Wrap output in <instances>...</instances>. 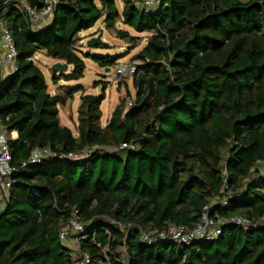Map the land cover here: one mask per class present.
<instances>
[{
  "label": "trees",
  "instance_id": "trees-1",
  "mask_svg": "<svg viewBox=\"0 0 264 264\" xmlns=\"http://www.w3.org/2000/svg\"><path fill=\"white\" fill-rule=\"evenodd\" d=\"M25 1L39 11L45 0ZM120 1L121 11L116 0H59L37 29L21 3L0 0L18 53L0 86V105L14 103L0 121L17 132L8 142L17 170L0 210V264H73L59 238L73 212L88 264H264V0H162L150 12ZM102 17L116 37L134 40L115 29L120 19L151 35L136 55L134 98L127 90L102 125L104 89L82 95L73 133L58 106L83 87L51 95L32 57L43 51L72 66L53 72V82L81 79L84 58L110 69L120 56L77 49L79 33ZM123 142L134 148L21 167L36 147L73 153ZM206 206L212 217L241 215L256 226L228 224L216 239L187 246L146 245L137 227L125 228L192 227Z\"/></svg>",
  "mask_w": 264,
  "mask_h": 264
},
{
  "label": "built area",
  "instance_id": "built-area-1",
  "mask_svg": "<svg viewBox=\"0 0 264 264\" xmlns=\"http://www.w3.org/2000/svg\"><path fill=\"white\" fill-rule=\"evenodd\" d=\"M23 5L25 13L29 18V21L37 29H42L46 24L47 18H51L54 9L59 0H45L41 10L36 11L33 7L29 6L25 0H16ZM133 4L145 11H154L159 9L162 5V0H133ZM17 49L13 40V37L9 30L3 25L2 18H0V86L4 82L3 80L12 75L17 70L16 59ZM116 75L121 76H133L136 72V64H120L115 68ZM132 104L131 100H128L127 106ZM17 138V132L15 130L8 131L0 123V202L1 206L7 198V191L12 183L11 175L17 170L15 166L11 164V151L9 148V140ZM106 149L108 151H115L121 149H133L134 144L132 142H123L118 146H106V147H92L87 148L81 152L62 153L57 152L49 147H36L33 148L28 157L21 162V167H26L29 164L39 163L43 160L57 159V160H80L89 157V155L96 149ZM262 170L261 173L264 176V162L260 163ZM227 204L226 199H222L221 206L224 207ZM211 207L206 206L201 214L200 221L192 227H188L182 224H170L161 229H145L137 225H126V231H129L134 226L138 228L141 234V238L146 245H152L157 242H173L177 245H190L196 240H214L222 232V228L228 224L239 225L244 229L256 226L249 219L241 215L224 216L215 215L210 216ZM122 227L121 225H118ZM84 226L79 220L77 212L72 213V217L63 224L59 231V238L63 245L68 249L69 254L72 257L73 264H88L91 260L90 255L80 248V241L83 238ZM106 255V249L103 250ZM76 254V256H74Z\"/></svg>",
  "mask_w": 264,
  "mask_h": 264
},
{
  "label": "rangeland",
  "instance_id": "rangeland-1",
  "mask_svg": "<svg viewBox=\"0 0 264 264\" xmlns=\"http://www.w3.org/2000/svg\"><path fill=\"white\" fill-rule=\"evenodd\" d=\"M121 5V2L117 0V7L119 11L121 9ZM102 19L103 18H100L94 24L92 29L82 30L79 33V36H82L81 39L83 40L82 49L83 51H92L96 54L111 56L118 55L120 58L117 60V64L111 67L109 70H106V67L102 68L92 62L90 59H85L86 70L84 71V76L81 79L70 81L63 80L60 82H67L66 85H70V87H72L74 83H80L85 87V92H89L94 95H98L101 90L104 89L105 98L100 105V109L102 111V117L100 121L102 125H105L111 116L114 107L119 103V100L126 96L127 90L130 92L132 99L134 98L136 92L132 85L133 76L118 77L115 72L116 66L120 64H137L138 60L136 59V55L146 45L151 34L148 32L137 33L132 28L125 25L123 21L119 20L116 23V28L128 31L134 40L129 41L128 39H122L120 37H116L115 30L107 29ZM98 35H100L101 40L104 41L107 46L102 45L100 47H94L93 49L87 47V39ZM32 60L43 72L48 88L51 89L53 87L52 73L54 72L52 71L51 67L54 63V58L46 56L43 51H38L32 57ZM70 69L71 66L69 70ZM3 81L5 83L6 78ZM67 89L68 88H65L64 91ZM79 98L80 93H77L73 97V102L67 101V103L69 102L68 105L65 104L64 106H59L61 125L69 127L73 133H75L76 130L77 105L79 103ZM1 125L3 128H6L2 123ZM106 253H108L107 249ZM118 254V260L124 262V253L118 250ZM74 256H76V254H74Z\"/></svg>",
  "mask_w": 264,
  "mask_h": 264
},
{
  "label": "crops",
  "instance_id": "crops-1",
  "mask_svg": "<svg viewBox=\"0 0 264 264\" xmlns=\"http://www.w3.org/2000/svg\"><path fill=\"white\" fill-rule=\"evenodd\" d=\"M120 1V0H119ZM95 2H96V0H95ZM121 2V1H120ZM97 5H100V0H97V3H96ZM116 4H117V0H116ZM121 4H122V2H121ZM121 9H122V5H121ZM121 9H120V11H121ZM103 18V17H102ZM104 19V18H103ZM102 19V20H103ZM50 20H51V18H47L46 19V21H44V24H46V25H48V23L50 22ZM119 21V20H118ZM120 21H122V19H120ZM104 22V21H103ZM117 23V22H116ZM90 29H92V28H90ZM115 29H117L118 30V28H116V25H115ZM110 30H114V29H110ZM102 33H103V31H102ZM79 36V35H78ZM79 38H80V40L78 41V43H77V49H78V53H86V52H90V53H93L92 51H83V49H82V36H79ZM78 44H80V45H78ZM97 46H102V45H96V46H93V47H91V46H88L87 45V47H89L90 49H93L94 47H97ZM103 46H107V44H105V45H103ZM96 54V53H95ZM85 59L86 58H84V63H85ZM55 62H64V61H62V60H57V59H54V63ZM53 63V64H54ZM70 66L71 65H68V68H67V71L66 72H70L71 70H72V66H71V69L69 70V68H70ZM89 69V68H88ZM85 70H86V63H85ZM60 81H63V80H59V81H57V82H53V87L51 88V89H49L48 88V92L51 94V95H62V96H67V94L69 93V91H70V89L72 88V87H74V86H76V85H81L82 87H83V90H81V91H78V92H76L75 94H79L80 93V98H79V103H78V105H77V108H78V106H79V104H80V99H81V97H82V95H85V94H91V93H89V92H85V87L82 85V84H80V83H74L73 84V86L72 87H70V85H66V83L67 82H60ZM47 84V83H46ZM47 87H48V85H47ZM65 88H68L67 90H65L64 91V89ZM75 94H73V96H72V99H73V97H74V95ZM72 99H69V98H67L66 99V102H65V104H69V102L67 103V101H74V99L72 100ZM65 104H63V105H59V106H64ZM59 106H58V108H59ZM60 111V110H59ZM110 118V117H109ZM71 120V119H70ZM59 121H60V115H59ZM73 121V120H72ZM60 125H61V122H60ZM76 125H77V123H76ZM62 126H65V125H62ZM1 202H0V210L1 209H3L2 207H1Z\"/></svg>",
  "mask_w": 264,
  "mask_h": 264
},
{
  "label": "water",
  "instance_id": "water-1",
  "mask_svg": "<svg viewBox=\"0 0 264 264\" xmlns=\"http://www.w3.org/2000/svg\"><path fill=\"white\" fill-rule=\"evenodd\" d=\"M106 43L101 40L100 35L98 36H93L86 41V45L88 46H96V45H105ZM68 68V64L66 62H55L51 69L54 72H66ZM106 70H109V68H106ZM14 103H9V104H1L0 105V111L3 109H8L11 106H13Z\"/></svg>",
  "mask_w": 264,
  "mask_h": 264
}]
</instances>
